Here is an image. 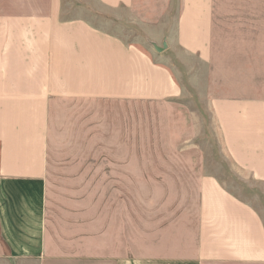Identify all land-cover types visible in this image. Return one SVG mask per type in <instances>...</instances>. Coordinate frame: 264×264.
Wrapping results in <instances>:
<instances>
[{"label":"crops","instance_id":"obj_1","mask_svg":"<svg viewBox=\"0 0 264 264\" xmlns=\"http://www.w3.org/2000/svg\"><path fill=\"white\" fill-rule=\"evenodd\" d=\"M263 10L215 0H0V264H264V30L253 33ZM187 98L224 159L201 166L191 242L136 255L104 243L101 214L93 244L80 217L55 216L46 179L54 104Z\"/></svg>","mask_w":264,"mask_h":264},{"label":"rangeland","instance_id":"obj_2","mask_svg":"<svg viewBox=\"0 0 264 264\" xmlns=\"http://www.w3.org/2000/svg\"><path fill=\"white\" fill-rule=\"evenodd\" d=\"M215 1L264 4V0ZM258 13L263 15L264 10ZM107 26L117 30V24ZM134 26H129L133 36L140 35ZM260 30L264 28L255 26L253 33ZM183 100L186 104H54L46 179L55 216L72 217L65 219L70 223H78L80 217L86 223L87 242L93 244L101 214L104 243L115 239L136 255L191 242L197 228L201 166L224 159L211 122L204 117L200 125L194 124L191 98ZM242 196L253 201L255 193L244 189Z\"/></svg>","mask_w":264,"mask_h":264}]
</instances>
